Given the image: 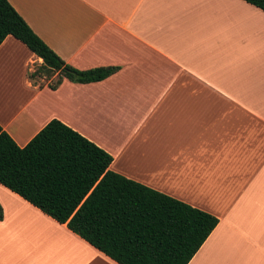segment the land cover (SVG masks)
<instances>
[{
    "label": "crops",
    "instance_id": "crops-1",
    "mask_svg": "<svg viewBox=\"0 0 264 264\" xmlns=\"http://www.w3.org/2000/svg\"><path fill=\"white\" fill-rule=\"evenodd\" d=\"M8 2L65 64L117 71L52 90L57 74L31 81L42 60L7 36L3 131L24 147L59 120L112 172L218 219L188 264H264V12L242 0ZM0 205V264H118L1 184Z\"/></svg>",
    "mask_w": 264,
    "mask_h": 264
},
{
    "label": "trees",
    "instance_id": "trees-1",
    "mask_svg": "<svg viewBox=\"0 0 264 264\" xmlns=\"http://www.w3.org/2000/svg\"><path fill=\"white\" fill-rule=\"evenodd\" d=\"M264 12V0H242ZM12 36L42 60L28 75L87 84L117 68L77 70L53 52L10 5L0 0V44ZM112 157L59 120L24 147L0 126V184L118 264H188L218 219L112 172ZM3 210L0 205V220Z\"/></svg>",
    "mask_w": 264,
    "mask_h": 264
},
{
    "label": "rangeland",
    "instance_id": "rangeland-1",
    "mask_svg": "<svg viewBox=\"0 0 264 264\" xmlns=\"http://www.w3.org/2000/svg\"><path fill=\"white\" fill-rule=\"evenodd\" d=\"M258 23L261 24V22H259V21H258ZM55 80H56V79H55ZM53 82H54V80H53ZM25 215H26L25 217H27V216H28V217H32V214H28V213L26 212V210H25ZM33 217H34V216H33Z\"/></svg>",
    "mask_w": 264,
    "mask_h": 264
}]
</instances>
